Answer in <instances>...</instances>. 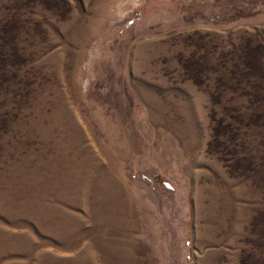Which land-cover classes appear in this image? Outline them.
Segmentation results:
<instances>
[{"label": "rangeland", "instance_id": "374dc122", "mask_svg": "<svg viewBox=\"0 0 264 264\" xmlns=\"http://www.w3.org/2000/svg\"><path fill=\"white\" fill-rule=\"evenodd\" d=\"M0 264H264V0H0Z\"/></svg>", "mask_w": 264, "mask_h": 264}]
</instances>
